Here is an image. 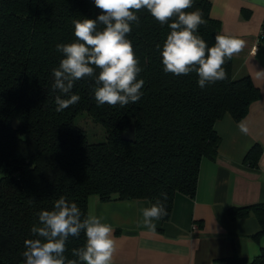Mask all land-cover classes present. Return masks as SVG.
Returning <instances> with one entry per match:
<instances>
[{
	"label": "trees",
	"instance_id": "1",
	"mask_svg": "<svg viewBox=\"0 0 264 264\" xmlns=\"http://www.w3.org/2000/svg\"><path fill=\"white\" fill-rule=\"evenodd\" d=\"M197 9L205 20L197 33L211 47L220 20L210 15L209 0H194L187 11ZM99 14L94 0H0V264H24V241L33 238L37 214L60 196L85 216L92 194L100 200L146 198L149 207L160 199L165 220L176 193L194 195L201 158L216 156L214 122L226 113L239 120L260 96L248 74L234 76L233 58L223 66L227 78L204 89L194 72L165 73L156 46L162 47L170 29L141 10L127 37L142 68L137 79L145 81L141 99L98 106L95 81L85 77L72 90L80 101L56 112L60 93L52 87V69L63 58L56 45L75 39L73 20ZM82 112L102 126L103 140H88L76 123ZM130 123L135 139L124 140L120 134ZM260 151L255 144L244 159L256 165ZM229 210L232 217L254 213L257 236L264 233V202ZM85 242L83 233L69 238L65 256L75 259L72 249ZM213 264H264V246L252 257L234 253Z\"/></svg>",
	"mask_w": 264,
	"mask_h": 264
},
{
	"label": "clouds",
	"instance_id": "2",
	"mask_svg": "<svg viewBox=\"0 0 264 264\" xmlns=\"http://www.w3.org/2000/svg\"><path fill=\"white\" fill-rule=\"evenodd\" d=\"M94 4L101 14L96 19L73 20L75 39L56 45L63 57L58 67L52 69V87L60 93L55 97L56 112L80 101L81 97L72 90L85 77L95 81L93 91L98 106L124 107L141 99L145 81L137 79L142 68L127 38L132 24L139 25L137 13L141 10H147L161 26L170 29L162 47L156 46L163 71L176 76L194 72L201 89L225 80L224 64L245 47L244 40L219 33L215 44L209 47L197 33L205 23L203 13L199 9L187 11L194 0H94ZM256 77L264 78V72H257ZM238 127L242 133H248L243 122ZM161 196L167 199L166 193ZM37 215L38 223L31 227L33 238L24 241V264H113L117 241L114 229L103 222V216L83 215L77 203L65 196ZM167 215L165 204L157 199L151 207L142 209V224L154 233L156 222ZM82 233L85 244L72 249L75 259L67 258L69 238H79Z\"/></svg>",
	"mask_w": 264,
	"mask_h": 264
},
{
	"label": "crops",
	"instance_id": "3",
	"mask_svg": "<svg viewBox=\"0 0 264 264\" xmlns=\"http://www.w3.org/2000/svg\"><path fill=\"white\" fill-rule=\"evenodd\" d=\"M209 13L220 20L216 33L245 41L233 58V74H248L259 89L245 115L229 113L214 122L219 136L213 159L202 157L193 196L176 193L165 220L150 232L142 224L146 198L100 200L88 198V214L103 216L114 229L117 252L113 264H213L220 257H252L264 246L256 215L232 217L229 208L264 202V0H209ZM243 122L248 133L240 131ZM261 151L256 165L245 158L252 146ZM131 205V206H129Z\"/></svg>",
	"mask_w": 264,
	"mask_h": 264
},
{
	"label": "rangeland",
	"instance_id": "4",
	"mask_svg": "<svg viewBox=\"0 0 264 264\" xmlns=\"http://www.w3.org/2000/svg\"><path fill=\"white\" fill-rule=\"evenodd\" d=\"M76 123L85 130L88 140L98 141L104 139V129L99 123L92 120L89 114L85 112L78 114Z\"/></svg>",
	"mask_w": 264,
	"mask_h": 264
},
{
	"label": "water",
	"instance_id": "5",
	"mask_svg": "<svg viewBox=\"0 0 264 264\" xmlns=\"http://www.w3.org/2000/svg\"><path fill=\"white\" fill-rule=\"evenodd\" d=\"M16 120H13L12 124L15 125ZM120 137L124 140H134L135 139V135H134V126L132 123L129 124V126L122 131V133L120 134Z\"/></svg>",
	"mask_w": 264,
	"mask_h": 264
},
{
	"label": "built area",
	"instance_id": "6",
	"mask_svg": "<svg viewBox=\"0 0 264 264\" xmlns=\"http://www.w3.org/2000/svg\"><path fill=\"white\" fill-rule=\"evenodd\" d=\"M262 34H264V27H262Z\"/></svg>",
	"mask_w": 264,
	"mask_h": 264
}]
</instances>
